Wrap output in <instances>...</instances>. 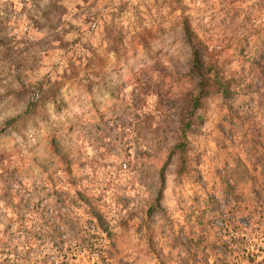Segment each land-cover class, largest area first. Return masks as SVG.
Returning <instances> with one entry per match:
<instances>
[{"label": "rangeland", "instance_id": "374dc122", "mask_svg": "<svg viewBox=\"0 0 264 264\" xmlns=\"http://www.w3.org/2000/svg\"><path fill=\"white\" fill-rule=\"evenodd\" d=\"M179 1L232 93L195 111L182 179L179 4L0 0V264H264V45L237 51L264 0Z\"/></svg>", "mask_w": 264, "mask_h": 264}, {"label": "trees", "instance_id": "16d2710c", "mask_svg": "<svg viewBox=\"0 0 264 264\" xmlns=\"http://www.w3.org/2000/svg\"><path fill=\"white\" fill-rule=\"evenodd\" d=\"M176 2V4H179V16H178V26L180 27V31L183 36L184 43L188 47L190 51V61L188 64V69L185 74L186 78V88L182 92L183 101L181 103L182 108L179 109L177 113V124H176V130L174 133V143L171 145L169 151H168V157L166 161H168L171 157H174L178 161V171L177 176L182 179L184 176H187L191 171V160L188 153V136L189 132L191 131L192 127L195 123V117L194 113L196 110H198L201 107L202 100L207 98L213 93L221 94L224 99H228L231 96V86L230 82L227 80H224L220 74L219 68H217L216 63L213 59L214 51L213 48H209V44L207 43L205 39L202 37H199L198 33L195 31V29L192 26V23L187 15H185V11H183L181 8V1L179 0H173ZM238 1H244V0H237ZM232 3V1H230ZM229 2V3H230ZM238 8V6H237ZM240 11H237V21L239 18ZM252 21H254L253 18H250V15L244 16L243 19L240 22L241 27H244V25H251L249 27V30L252 29ZM249 31L245 29L244 34H240L237 43L239 46L237 47V51L240 55L244 56H253L252 53H248L247 49L251 48L248 45L250 42H252V48L255 49L257 46L264 45V37L259 35L255 40L248 39ZM256 33H254L252 36H254ZM247 35V36H246ZM251 36V37H252ZM245 46L248 48L245 49ZM245 54V55H243ZM243 58V57H241ZM251 61L253 62V59L255 57H250ZM255 82V79L251 78L248 80V83H246L245 87L248 89H252ZM244 85L242 82L240 83L237 81V89L242 88L241 86ZM244 87V86H243ZM257 87V86H256ZM261 88V87H257ZM256 88V89H257ZM165 161V162H166ZM165 167V165H163ZM163 167H161L159 172V184L157 193L152 200V203L149 205L146 215L151 217L154 213L158 211V209L161 208L160 202H161V195H162V188L164 186V180H163V174L162 170ZM75 196L78 200H81L83 202H86L87 200H90L89 197H86L81 192H76ZM91 208V207H90ZM90 215L93 216L95 220L98 221L99 225L103 226V223L101 221L102 215L100 214L97 209L92 208L90 210ZM102 231H105L108 233V229H103ZM109 235V234H108ZM27 247L31 249V245L29 240H27ZM17 257H19L17 254H15ZM75 256V255H74ZM6 258L0 260V263H5ZM74 258L69 259V264H73ZM40 264H47L46 260L40 261Z\"/></svg>", "mask_w": 264, "mask_h": 264}]
</instances>
